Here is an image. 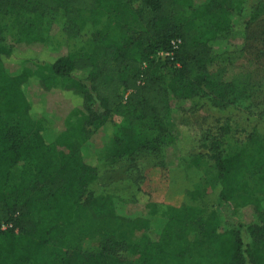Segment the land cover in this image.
<instances>
[{
    "label": "trees",
    "instance_id": "trees-1",
    "mask_svg": "<svg viewBox=\"0 0 264 264\" xmlns=\"http://www.w3.org/2000/svg\"><path fill=\"white\" fill-rule=\"evenodd\" d=\"M247 1L0 0V16L16 32L14 45H4L0 22V227L7 225L0 228V264H264V139L254 133L228 153L217 138L201 143L216 168L219 199L237 206L233 227L202 214L206 190H185L169 214L151 211L147 201L132 214L136 196L127 202L90 189L101 146L93 138L102 130L111 128L106 143L114 142L118 160L152 147L140 126L163 127L173 105L202 99L224 110L249 96L233 61L264 35L251 28L264 0H256L249 18ZM48 15L60 47L44 61L36 58ZM84 34L89 47L75 42ZM175 39L181 42L173 49ZM159 51L173 52L167 84L157 74ZM24 61L40 64L29 71ZM57 93H73L81 106L63 116ZM76 108L85 110L84 122L71 126ZM112 114L122 119L121 133L110 127ZM201 156L186 164L199 165ZM83 212L92 221L140 222L146 232L138 242L111 235L100 249H83ZM193 229L197 239L186 245Z\"/></svg>",
    "mask_w": 264,
    "mask_h": 264
},
{
    "label": "rangeland",
    "instance_id": "rangeland-1",
    "mask_svg": "<svg viewBox=\"0 0 264 264\" xmlns=\"http://www.w3.org/2000/svg\"><path fill=\"white\" fill-rule=\"evenodd\" d=\"M255 5L256 0H248L245 3L243 11L245 17L251 16ZM54 21H56L54 16L46 17L42 28L46 43L38 52L39 56L36 58L38 60L49 61L54 53L59 51L60 36L56 34V27L54 26L49 33L50 25ZM0 22L5 27L3 44L8 47L13 46L15 30L9 25L6 16H0ZM134 27L138 28L137 25ZM251 28L257 31L264 30V9L252 22ZM75 42L83 47L92 44L89 34H84ZM155 57L160 61L157 74L160 75L163 84H167L172 67L167 62L165 54L157 52ZM233 62L234 72L243 75L240 85L247 87L246 92L249 96L235 101L230 107L220 110L202 99L197 100L196 106L192 107L190 104L184 107L173 105L172 111L164 120L163 127L152 121H145L140 126V131L155 144L133 156L121 157L118 160L113 158L114 142L106 143L111 128L102 130L99 135L96 134L93 142L100 141L101 146L97 157L98 178L90 188L94 194L101 196L106 192H112L127 202L136 196L139 202L129 205L132 214L142 213L141 207L145 205V201L150 203L151 211L157 209L160 214H169L172 213L171 207L183 203L185 190H206L202 214L205 217L217 216L227 227L235 226L237 206L234 202H224L219 199L220 181L216 168L213 160L208 156L209 150L201 146V143L205 139L217 138L221 140L222 149L228 153L240 149L249 133L264 139V35L253 38L246 51ZM38 64L40 63L24 61L22 66L26 70L35 71ZM26 91L32 100H36L37 105L38 98L33 96L31 87L27 86ZM54 102L56 110H59L58 112L63 116H67L73 108L81 106V100L73 93H57ZM92 105L96 106V104ZM85 113L83 108H76L69 115V125H82ZM110 121L112 123L110 127L114 126L118 133H121L123 125L121 117L112 114ZM169 140L174 142L168 145ZM197 153L202 154L199 165L188 166L186 163H191L192 157ZM81 216H83V225L80 228L79 244L83 249L98 250L111 235L138 242L146 232V228L140 222L124 224L107 217L92 221L84 212ZM196 239L197 231L193 229L189 232L185 244H192ZM174 246L180 247L177 244Z\"/></svg>",
    "mask_w": 264,
    "mask_h": 264
},
{
    "label": "built area",
    "instance_id": "built-area-1",
    "mask_svg": "<svg viewBox=\"0 0 264 264\" xmlns=\"http://www.w3.org/2000/svg\"><path fill=\"white\" fill-rule=\"evenodd\" d=\"M180 42H181L180 39H175V40H173V41H172L173 49H174V48H177L178 45L180 44ZM159 52L162 53V54H165L166 56H170V55L173 54L172 51H168V52H165V51H159ZM0 228H1V229H6V228H7V225H6V224H2Z\"/></svg>",
    "mask_w": 264,
    "mask_h": 264
}]
</instances>
